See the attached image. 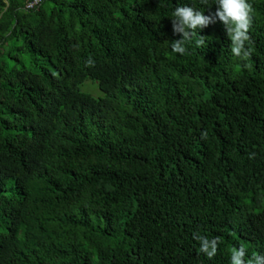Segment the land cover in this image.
I'll list each match as a JSON object with an SVG mask.
<instances>
[{"label": "trees", "instance_id": "1", "mask_svg": "<svg viewBox=\"0 0 264 264\" xmlns=\"http://www.w3.org/2000/svg\"><path fill=\"white\" fill-rule=\"evenodd\" d=\"M248 2L242 60L218 18L172 51L175 8L215 0H0V264L264 255V0ZM193 233L220 238L213 258Z\"/></svg>", "mask_w": 264, "mask_h": 264}, {"label": "clouds", "instance_id": "2", "mask_svg": "<svg viewBox=\"0 0 264 264\" xmlns=\"http://www.w3.org/2000/svg\"><path fill=\"white\" fill-rule=\"evenodd\" d=\"M204 2V0H202ZM218 8L214 14L205 15L190 6H177L173 12L172 30L174 34H182V39L171 42L172 51L183 55L186 52L185 42L189 41L196 30L204 29L216 22L218 18L226 29L227 36L231 41V52L235 57L247 59L250 49L246 43L250 41V29L253 23V8L248 0H215ZM210 7V6H209ZM198 46L204 45L205 37L200 36L196 41ZM91 65L93 62H87ZM193 238L200 242V252L211 259L218 251L220 238L211 240L204 236L193 233ZM247 250L244 245L239 248L233 247L230 251V264H264V255L253 253L251 258H246Z\"/></svg>", "mask_w": 264, "mask_h": 264}, {"label": "rangeland", "instance_id": "3", "mask_svg": "<svg viewBox=\"0 0 264 264\" xmlns=\"http://www.w3.org/2000/svg\"><path fill=\"white\" fill-rule=\"evenodd\" d=\"M80 87L83 92L89 93L96 98L104 96L103 92L99 87L98 82L92 79H87L84 83L81 84Z\"/></svg>", "mask_w": 264, "mask_h": 264}, {"label": "built area", "instance_id": "4", "mask_svg": "<svg viewBox=\"0 0 264 264\" xmlns=\"http://www.w3.org/2000/svg\"><path fill=\"white\" fill-rule=\"evenodd\" d=\"M44 0H25V9L31 10L40 6Z\"/></svg>", "mask_w": 264, "mask_h": 264}]
</instances>
